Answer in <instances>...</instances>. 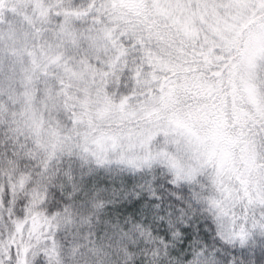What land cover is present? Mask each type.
<instances>
[{
  "label": "snow or ice",
  "instance_id": "snow-or-ice-1",
  "mask_svg": "<svg viewBox=\"0 0 264 264\" xmlns=\"http://www.w3.org/2000/svg\"><path fill=\"white\" fill-rule=\"evenodd\" d=\"M0 264H264V0H0Z\"/></svg>",
  "mask_w": 264,
  "mask_h": 264
}]
</instances>
